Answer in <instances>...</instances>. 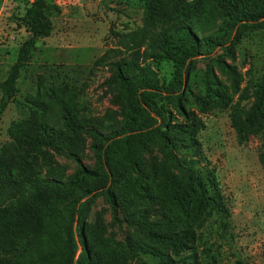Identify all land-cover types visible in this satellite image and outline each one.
Returning <instances> with one entry per match:
<instances>
[{
  "label": "rangeland",
  "instance_id": "374dc122",
  "mask_svg": "<svg viewBox=\"0 0 264 264\" xmlns=\"http://www.w3.org/2000/svg\"><path fill=\"white\" fill-rule=\"evenodd\" d=\"M34 0H0V80L15 62L20 44L29 36L22 25L26 8ZM190 0H161L160 14L154 23L148 21L140 0H49L48 15L53 23L51 36L41 39L18 82V98L30 104L45 101L49 111L40 117L55 128L64 127L62 105L69 104L79 118L110 129L123 118L124 107L118 99V87L110 83L112 63L99 66L95 60L110 49L134 65L152 64L163 81L173 75L170 62L154 61L156 40L160 32L173 23L179 3ZM142 32L145 40L139 48L127 50L122 37ZM213 73V75H211ZM264 77V25L241 31L235 26L213 50L205 47L195 59L183 86L184 113L172 110L173 123L194 121L200 124L197 139L201 152L190 147L188 138L180 143L172 157L169 150L151 142L142 154L139 172L131 176L150 194L149 202L121 192L119 221L105 194V182H97L87 219V245L96 264H159L147 254L132 255L131 248L151 249L162 254L167 264H264V111L248 137L240 138L233 126V115L243 116L256 99L258 82ZM207 87L212 95L208 104L201 103ZM0 92V99H1ZM26 105L11 103L0 114V157L3 148L11 147L18 156L13 131L29 116ZM187 116V117H186ZM82 149V161L88 168L98 166L95 136L87 130L74 137ZM52 150V168L65 178L78 168L68 154ZM198 166L216 169L222 192L228 199L231 217L227 230L220 226L216 214L203 212L190 220L196 229L195 242L176 252L166 243L150 238V232L178 230L171 198L188 179L189 171ZM128 176L126 166L116 165ZM19 176L22 171L15 166ZM35 172L43 175L50 168L38 164ZM111 183V182H110ZM107 184V188L111 184ZM87 183L86 187L91 186ZM79 191L78 194H80ZM180 224V223H179ZM106 240L122 243V252L112 256ZM193 256V263L187 257ZM8 255L0 251V264Z\"/></svg>",
  "mask_w": 264,
  "mask_h": 264
},
{
  "label": "trees",
  "instance_id": "16d2710c",
  "mask_svg": "<svg viewBox=\"0 0 264 264\" xmlns=\"http://www.w3.org/2000/svg\"><path fill=\"white\" fill-rule=\"evenodd\" d=\"M147 19L154 23L160 14L161 0H140ZM49 0H34L21 18L29 36L20 44L15 62L7 76L0 80V114L11 103L26 105L30 114L13 131L16 149L5 146L0 157V251L8 258L2 264H96L94 254L87 245V219L90 213L97 182L104 181L105 194L113 208V218L119 221L122 193L134 195L149 202L152 197L141 183L131 175L139 172L142 154L151 142H157L176 156L175 151L186 136L191 148L201 152L197 137L200 124L173 123L172 108L184 113L183 86L190 75L193 62L205 47L213 50L235 26L241 31L264 25V0H190L179 3L174 11V21L162 30L156 40L154 61L170 62L173 75L163 81L152 64L134 65L124 57H117L110 49L95 60V65L112 63L114 69L109 79L118 87V99L124 107L122 120L110 129L95 122L79 118L69 104L62 105L64 127L55 128L40 117L49 111L45 101L30 104L18 98V82L28 66L38 42L51 36L53 23L48 15ZM142 32L124 34L123 44L131 51L142 46ZM213 75V73H211ZM211 88L201 97L208 104ZM256 99L243 116L233 115V126L240 138L251 133L254 124L264 111V77L258 82ZM187 117V116H186ZM89 130L96 138L94 147L98 158L96 168H88L82 161V149L74 140L77 132ZM55 151L73 157L78 164L69 178L53 167ZM189 171L187 181L172 196L170 202L179 221L176 231L150 232V238L166 243L176 252L184 251L195 242L197 233L190 220L203 212L216 214L220 226L227 230L231 211L228 199L222 192L216 169L203 170L199 161ZM264 164V149L260 156ZM122 162L128 171L124 176L116 168ZM50 168L48 175L34 171L36 165ZM15 166L22 171L19 176ZM111 182V183H110ZM87 183L92 185L86 187ZM111 184L107 188V184ZM79 191H81L80 194ZM112 256L122 252V243L106 240ZM132 255L147 254L167 264L157 251L131 248ZM193 256L187 257L193 263ZM237 264H244L238 261Z\"/></svg>",
  "mask_w": 264,
  "mask_h": 264
}]
</instances>
